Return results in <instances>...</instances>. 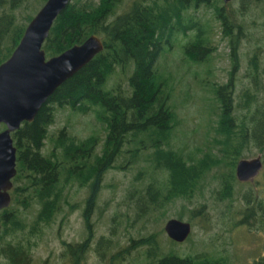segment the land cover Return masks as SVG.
Here are the masks:
<instances>
[{
    "label": "trees",
    "instance_id": "trees-1",
    "mask_svg": "<svg viewBox=\"0 0 264 264\" xmlns=\"http://www.w3.org/2000/svg\"><path fill=\"white\" fill-rule=\"evenodd\" d=\"M45 1L0 0V64L12 54L27 24ZM252 1L241 0V7H236L233 0H130L128 3L71 0L58 14L43 44L47 57L81 43L92 33L102 37L104 49L57 87L34 120H24L12 132L17 147V173L10 190L12 201L0 210L1 253L9 264L31 262L32 237L39 235L43 226L63 211L72 184L90 191L83 212L88 236L84 241L68 242L65 247L72 264H82L91 245L101 255V264H122L127 254L140 247H144L142 257L133 264H234L229 253L199 249L180 253L167 247L161 236L165 231L163 226L158 230L149 227L148 234L132 238V243L122 250L116 249L118 241H111L106 235L93 242L92 214L98 206L105 174L111 168H126L138 162L151 166L152 171L163 170L167 177L160 181L152 176L147 184L135 187L137 214L151 217L158 210L164 213L171 201L192 196L204 178L220 167L226 170L218 176L216 198H237L242 203L235 196V186L249 181L238 179L235 172L238 160L248 157L256 147L264 162L262 46L249 52L244 76L238 75L242 38L246 34V23L240 20L239 11L244 14ZM202 4L213 9L223 35L229 39L232 67L226 81H215L210 88L218 108L215 125L218 151L213 147L195 156L171 146L179 117L174 87L169 83L170 77L160 71L157 61L180 32L191 33V30L193 35L184 44L185 54L196 61L211 59L217 48L213 25L190 11ZM118 67L126 74V80L112 81ZM66 106L76 113H94L105 125L104 139L99 132L78 136L67 125L50 135L49 127L55 122L57 109ZM0 126L4 128L5 124ZM49 137L52 147L45 151ZM122 156L127 159L118 164ZM130 194L134 195L135 191ZM246 194L242 218L236 222L264 230V196L252 189ZM205 207L202 204L193 211L197 210V215L209 214ZM182 216L181 213L179 217ZM20 231L27 235L18 236ZM169 238L173 244L179 243ZM251 264H264V257Z\"/></svg>",
    "mask_w": 264,
    "mask_h": 264
},
{
    "label": "rangeland",
    "instance_id": "rangeland-1",
    "mask_svg": "<svg viewBox=\"0 0 264 264\" xmlns=\"http://www.w3.org/2000/svg\"><path fill=\"white\" fill-rule=\"evenodd\" d=\"M233 4L241 7V0H233ZM190 11L195 12L204 21L209 20L213 25L212 36L217 48L212 52L211 59L206 62L196 61L185 54L184 44L190 35H193L194 30H191V33L180 32L174 44L161 52L157 64L160 71L170 77L169 83L174 87V104L179 121L172 133L171 146L182 149L184 154L201 156L213 147L218 151L219 143L216 139L219 136L215 130L218 108L210 88L215 81L227 80L232 60L229 39L223 35L221 23L215 17L213 9L202 4L197 9L191 8ZM239 14L240 20L243 19L246 23L244 30L246 34L243 35L240 49L241 65L238 75L241 77L247 69L249 52L257 46L264 49V0H253L251 7L244 14L239 11ZM123 74L118 67L112 81L126 80L127 76ZM72 110L68 106L57 109L55 122L49 127L50 135L63 125H67L69 130L78 136L85 137L90 133L99 132L104 139L105 125L94 113L85 115ZM0 129L3 127L0 126ZM51 147L49 137L46 139L45 151ZM259 153L262 155L255 147L248 153V157ZM126 159L122 156L117 163L121 164ZM143 163H134L126 168H111L105 174L98 195V206L92 214L93 242H96L99 236L106 235L111 241H118L116 249L122 250L132 243V238L139 239L148 234L150 229L158 230L160 226L164 227L168 218L179 217L182 213L183 219L191 221L192 232L189 238L175 244L170 241L166 231L162 232L163 243L167 247H173L180 253L195 249L229 253L234 264H251L255 259L264 257V230L257 225L236 222L242 218L241 208L245 204L243 197L247 195L249 189L264 196V165L254 179L245 181L248 182L245 184H236L235 196L240 198L242 203L237 198L225 200L216 198V190L220 185L218 176L226 170V167H220L213 169L204 178L192 196L173 200L167 205L164 213L158 210L150 217L145 213L134 212L137 188L147 184L152 176L164 181L167 174L161 169L152 171L151 166H142ZM140 170L146 171L139 175ZM68 190L69 202L64 204L63 211L50 224L43 226L39 235L32 237L34 244L29 264H72L66 255V243L84 241L88 236L83 212L85 199L90 191L86 187L80 188L78 184H72ZM131 191H135V194L131 195ZM202 204H206L205 208L209 214L197 215V210L193 211ZM30 215L33 218V214ZM22 234L27 235L26 232L20 231L18 236ZM8 239H13V236ZM1 246L2 240L0 264H9L1 253ZM143 250L144 247H140L139 250L133 249L132 253L126 255L122 264H133L142 257ZM84 257L82 264L103 262L101 255L92 245Z\"/></svg>",
    "mask_w": 264,
    "mask_h": 264
},
{
    "label": "water",
    "instance_id": "water-1",
    "mask_svg": "<svg viewBox=\"0 0 264 264\" xmlns=\"http://www.w3.org/2000/svg\"><path fill=\"white\" fill-rule=\"evenodd\" d=\"M70 2L46 0L27 24L12 54L0 64V124H5L0 129V210L12 201L10 190L17 173V147L12 132L24 120H34L57 87L104 49L102 37L92 33L81 43L47 57L44 41L58 14ZM263 165L260 153L242 157L237 162L236 175L241 181H250L259 174ZM164 228L169 237L181 242L188 238L193 226L189 220L170 217Z\"/></svg>",
    "mask_w": 264,
    "mask_h": 264
},
{
    "label": "bare ground",
    "instance_id": "bare-ground-1",
    "mask_svg": "<svg viewBox=\"0 0 264 264\" xmlns=\"http://www.w3.org/2000/svg\"><path fill=\"white\" fill-rule=\"evenodd\" d=\"M263 164H264V162H263Z\"/></svg>",
    "mask_w": 264,
    "mask_h": 264
}]
</instances>
